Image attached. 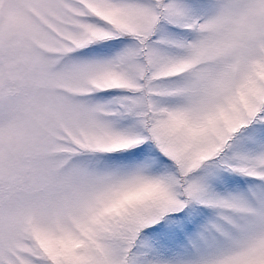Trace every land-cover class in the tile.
Here are the masks:
<instances>
[{
    "label": "snow or ice",
    "instance_id": "obj_1",
    "mask_svg": "<svg viewBox=\"0 0 264 264\" xmlns=\"http://www.w3.org/2000/svg\"><path fill=\"white\" fill-rule=\"evenodd\" d=\"M0 264H264V0H0Z\"/></svg>",
    "mask_w": 264,
    "mask_h": 264
}]
</instances>
